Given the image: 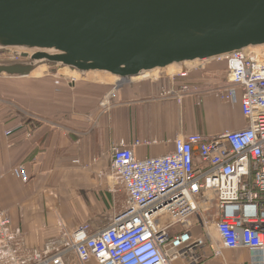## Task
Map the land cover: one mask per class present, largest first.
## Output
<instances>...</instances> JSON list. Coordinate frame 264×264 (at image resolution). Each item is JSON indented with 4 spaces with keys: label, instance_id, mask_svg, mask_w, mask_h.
Wrapping results in <instances>:
<instances>
[{
    "label": "crops",
    "instance_id": "obj_1",
    "mask_svg": "<svg viewBox=\"0 0 264 264\" xmlns=\"http://www.w3.org/2000/svg\"><path fill=\"white\" fill-rule=\"evenodd\" d=\"M227 66L226 58H215L185 77L141 76L109 86L87 79L59 88L25 81L29 77L3 79L4 94L11 98L10 104L0 103V208L9 212L25 245L42 248L65 231L88 225L95 232L111 223L120 188L109 177L112 148L120 141L157 139L134 148L145 158L173 151L180 134L214 136L245 127L241 90L235 102L216 94L226 84ZM19 165L27 181L16 175ZM187 229L193 237L201 233L198 224ZM219 249L205 245L197 249V260L184 257L173 264H264V254L247 248L220 254Z\"/></svg>",
    "mask_w": 264,
    "mask_h": 264
},
{
    "label": "built area",
    "instance_id": "obj_2",
    "mask_svg": "<svg viewBox=\"0 0 264 264\" xmlns=\"http://www.w3.org/2000/svg\"><path fill=\"white\" fill-rule=\"evenodd\" d=\"M253 49L224 57L226 84L216 91L221 101L235 102L241 90L245 127L214 136L180 134L173 151L145 158H138L134 148L157 139L120 141L112 148L109 177L124 188L127 201L109 225L95 232L84 225L31 249L12 228L9 212L0 208V264H71V254L78 264H173L214 244L219 254L238 248L264 254V49ZM15 173L29 179L23 165ZM196 224L201 233L193 237L187 228ZM177 226L186 229L173 234Z\"/></svg>",
    "mask_w": 264,
    "mask_h": 264
},
{
    "label": "water",
    "instance_id": "obj_3",
    "mask_svg": "<svg viewBox=\"0 0 264 264\" xmlns=\"http://www.w3.org/2000/svg\"><path fill=\"white\" fill-rule=\"evenodd\" d=\"M264 46V0H0V76L128 80Z\"/></svg>",
    "mask_w": 264,
    "mask_h": 264
},
{
    "label": "rangeland",
    "instance_id": "obj_4",
    "mask_svg": "<svg viewBox=\"0 0 264 264\" xmlns=\"http://www.w3.org/2000/svg\"><path fill=\"white\" fill-rule=\"evenodd\" d=\"M262 49H264V46L253 49V50L259 51ZM8 59H13L11 52L0 51V60H8ZM177 69H178V67L171 66L168 68V70L155 71L149 77L169 78L172 74H175ZM28 77L29 78L25 80L27 82H32V83L41 82L42 84L43 83H51L52 85H54L57 88H59V86H61V85H65L68 83L71 84L70 81L72 79H75L74 82H72V83H75L77 81L80 82V81H87V80L91 81L92 80V82L106 84L107 86H109L111 83L113 84L116 81V78H114L112 76H107V75H103V74H95V73H91V72L85 77H80V75H78L77 72H73L68 68L57 66V65L46 66L45 71L44 72L42 71L41 75H39V76L34 75V76H28ZM3 79L5 80V79H7V77L6 76H0V90H1L0 91V103H3V105H6V104H10L6 100L11 98L10 97L11 94H10V96H8L7 94H4V91L2 88ZM126 201H127V194H126L124 188L123 187L121 188V186H120V188H118V192H117V212H119L121 209H123V207L126 204ZM72 259L76 261L75 254H71V260Z\"/></svg>",
    "mask_w": 264,
    "mask_h": 264
},
{
    "label": "bare ground",
    "instance_id": "obj_5",
    "mask_svg": "<svg viewBox=\"0 0 264 264\" xmlns=\"http://www.w3.org/2000/svg\"><path fill=\"white\" fill-rule=\"evenodd\" d=\"M248 50H249V49H248ZM42 70H44V68H43ZM42 70H41V71H42ZM152 74H153V73H147V74L144 75V77L151 76Z\"/></svg>",
    "mask_w": 264,
    "mask_h": 264
}]
</instances>
